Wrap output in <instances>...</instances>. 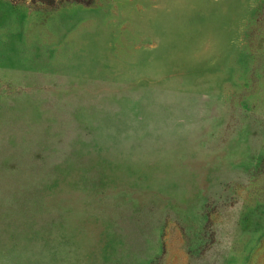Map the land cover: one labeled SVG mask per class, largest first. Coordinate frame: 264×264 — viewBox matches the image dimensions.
I'll use <instances>...</instances> for the list:
<instances>
[{
  "label": "rangeland",
  "instance_id": "374dc122",
  "mask_svg": "<svg viewBox=\"0 0 264 264\" xmlns=\"http://www.w3.org/2000/svg\"><path fill=\"white\" fill-rule=\"evenodd\" d=\"M0 0V264H264V0Z\"/></svg>",
  "mask_w": 264,
  "mask_h": 264
},
{
  "label": "trees",
  "instance_id": "16d2710c",
  "mask_svg": "<svg viewBox=\"0 0 264 264\" xmlns=\"http://www.w3.org/2000/svg\"><path fill=\"white\" fill-rule=\"evenodd\" d=\"M31 2H39L45 6L57 7L61 4L65 3H82V4H90L89 0H31Z\"/></svg>",
  "mask_w": 264,
  "mask_h": 264
}]
</instances>
